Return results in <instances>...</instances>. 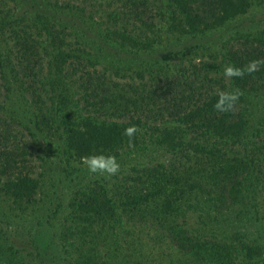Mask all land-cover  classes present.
<instances>
[{"label": "rangeland", "instance_id": "1", "mask_svg": "<svg viewBox=\"0 0 264 264\" xmlns=\"http://www.w3.org/2000/svg\"><path fill=\"white\" fill-rule=\"evenodd\" d=\"M132 1L135 2L131 4ZM233 1L239 5L240 13L228 17L223 24H216L206 38L200 39L196 48L199 57L205 58L207 49L209 52L218 49L221 41H226L227 47H240L244 33L264 34V0ZM166 2H9L27 11V19L43 13L46 19L54 20L57 29H62L65 41L77 36L84 41L83 52L99 60L100 63L67 65L61 73L64 83L71 86L72 100H79L78 113L92 112L95 105L97 113L92 116L99 117L102 108L104 111L125 93L130 94V88L119 90L112 86L114 82L133 84L135 93L152 92L154 105L128 107L129 115L144 118L146 123L135 127L138 143L120 144L117 148L118 155L113 156L120 164L118 171L92 173L81 158L67 153L60 129L50 133L38 124V107L42 104L34 89L28 88L27 76L35 74L36 78L46 80L54 77L57 69L45 65V58H37L42 64L31 63L34 67L30 71L25 69L26 75L17 80L16 74L5 72L6 80L12 82L11 93L5 89L7 84L0 72V102H3L0 117L11 116L14 121L10 138L14 142L9 145L16 157L12 168H6L0 160V264H264V75L259 76L261 79L256 80L257 84L252 85L246 96L248 127L241 136L219 139L210 133L200 137L196 132L184 130L174 134L178 139H162L160 143L153 127L171 122L168 117L163 118L169 103L155 100L153 93L158 86L150 79L156 74L159 84H173L172 79H178L180 62L190 67L198 60L193 53L180 58V47L186 43L177 40L179 22L172 13L176 10ZM196 6L205 24L216 23L221 15L219 0H197ZM226 8L229 9L227 5ZM149 16H153L154 22L151 32L158 33L162 40L154 54L169 55L176 49L180 54H173L169 69L159 70L155 66L152 73L136 70L142 74L141 81L134 77L135 69H128L129 64L114 56L120 49L116 43L106 41L105 49H101L89 39L91 35L109 36L110 31L124 22L133 33H138L144 28L141 22L146 17L148 21ZM198 28L202 29L203 25L198 23ZM7 46L4 41L0 42V55L8 56ZM115 67L119 70L115 71ZM22 81L25 84L17 90L16 85ZM90 83L94 86L88 87ZM40 93L47 102L48 96ZM125 112L116 109L111 115L101 117L127 119L129 115ZM123 113L124 118L119 116ZM220 151L231 158L222 173L217 169ZM161 166L168 172L181 171L185 180L173 175L159 177L156 183L162 187L157 186L152 193V185L149 190L145 188L144 170ZM23 175L34 180L32 190H22L12 184L14 176ZM163 189L171 191L169 197L158 194ZM132 194L137 197L136 202H130ZM97 199L101 204H112L114 215L103 210L98 214V208L87 209V201ZM216 243L219 245L216 253L224 255L225 260L210 255L209 248ZM220 246L226 249H218Z\"/></svg>", "mask_w": 264, "mask_h": 264}, {"label": "trees", "instance_id": "2", "mask_svg": "<svg viewBox=\"0 0 264 264\" xmlns=\"http://www.w3.org/2000/svg\"><path fill=\"white\" fill-rule=\"evenodd\" d=\"M12 1L14 2V0H0V42L4 41L8 45L7 49L9 51L8 56L0 55L1 77L5 79L7 84L5 89L10 91L11 86L9 84L12 83L10 80H6L5 72H8L9 75L16 74V77H14L17 80L21 75H26L25 69L30 71L34 67L33 63L42 64V62L39 63V60L45 58L43 60L45 65L52 66L58 71L55 70L54 77H49L46 80L36 78L35 74H32L30 78L27 76V86L34 89V93L38 96V102L42 104L38 107V124L45 126L50 133H54V129H60L59 131L63 134V140L66 141L64 148L71 157L79 159L83 155L91 154L95 151L118 155L117 148L121 145H135L138 143L136 134L127 135L126 129L132 126L142 127L141 125L146 123V120L144 118L140 120V117L129 115L130 109L128 110V107L135 109L140 104L147 105V107L148 105H154V103H151L152 92L135 93L133 84L114 82L112 86L119 90L130 88V94L127 95L125 93L119 97L120 101H114L104 111L102 108L99 117L92 116V113H97L95 105L92 112L78 113L79 100H72L71 86L64 83V76H61V73L67 65L68 67H74L89 61L90 63L92 61L100 63L99 60L83 52L84 41L81 42L77 36L73 35L72 37H75V39L65 41L62 37V31H60L62 29H57L59 27L54 23V20L46 19L43 13H41L42 15L36 13L37 15L34 18L27 19L25 16L27 11L20 9L15 3L11 5L9 2ZM140 1L146 2V0ZM134 2L132 1L131 4ZM166 4H170L176 10V12L173 11L172 13L175 15L174 19L179 22L177 30H179L180 35H177V40H182L186 43L180 47L182 50L180 58L186 57L185 55L188 53L190 54L187 56H191L193 53L196 57L195 60L197 58L198 60L196 63L190 64V67L180 62L178 64L180 68L178 79H172L173 84L167 83L163 86L156 81V74L151 77L150 80L156 83L155 86H158L157 92L153 93V97H156L155 100H163L164 103H169L168 113L166 112L163 118L166 120L168 117L171 120L167 126L165 125L166 121L160 127L155 124L153 127L154 133L157 134V137H160V143L162 139L174 138V134H181L184 130L185 132H196L200 137L210 133H213L219 139H233L241 136L248 127V119L245 116V106L248 105L246 96L253 89L252 85L257 84L256 80H260L261 76L264 75V34L259 33L258 36H251L248 33H244L246 34L243 35L245 39L240 42V47H232L231 45L227 47L225 45L226 41H221L218 49L211 52L207 49L206 52L208 53H206L205 58H202L197 55L196 49L200 39L206 38L210 31L215 29L216 24H223L228 17L240 13L239 5H236L237 3L233 0H219L221 15H218L217 22L205 24L204 20L199 18L200 13L196 11L198 9L196 6L197 0H168ZM226 5L229 9H224ZM152 17L149 16L148 21L147 17L144 22L140 21L143 23L144 28L140 29L138 33H133L132 29H128L126 22H124L119 28L116 27L113 31H110L111 34L109 36L102 34L91 35L89 41L91 44L95 42L101 49H105L104 42L106 41L116 43L115 46L120 49L116 54L115 52L113 53L114 56L129 64L127 66L128 69H135L134 72L136 74L134 77H138L142 81V74L137 73L136 70L152 73L155 66L159 70L169 69L173 57L180 54L178 49L174 53L169 51L168 53H171L169 55L161 53L158 57L154 54L155 51L160 49L159 44L162 43V40L158 33L151 32L154 29ZM89 19L92 21V16H89ZM198 23L203 25L202 29L198 28ZM69 35L71 34L69 33ZM204 44L209 45L207 42ZM1 52L0 50V54ZM173 54L175 55L173 56ZM158 58L162 60L159 63ZM152 61H155L157 65H154ZM253 62H255L254 69L252 68ZM228 65L238 69L242 74L226 75L225 67ZM117 70L119 68L115 67V71ZM22 84H25V81L18 82L16 85L17 90H20L19 88L22 87ZM92 86L94 85L90 83L88 87ZM40 92H44L48 96L47 102H49V105L42 98ZM232 92H238V98L227 110H218L215 107L217 102L224 101V94ZM20 94L22 93L20 92ZM168 94H171V97H168ZM88 102L86 100V103ZM2 106L3 102H0L1 110ZM108 109H110V112ZM116 109H120L121 112L122 109L127 111L125 113L129 117L121 120H107L101 117L102 115H111ZM76 112L78 114H75ZM119 116L124 118L125 115L123 113ZM11 119V116L1 115L0 117V160L6 168L14 167L16 162V157L9 145L12 141L10 138L13 136L11 126L14 121H11ZM4 137L6 138L5 141L2 140ZM176 138L178 139V137ZM197 145H200V143ZM203 151L208 152L207 150ZM218 155V159L221 162L217 165V169L219 173H222L231 158L225 157L221 151ZM144 173L147 177L144 180L147 183L145 188L149 190L150 185H152V193L155 192L157 186L159 188L162 187L160 183H156V179L159 177L173 175L185 180L181 171L168 172L162 166L147 168ZM187 177L188 179L190 178V176ZM13 180L16 181L13 182ZM186 182L189 181L186 180ZM193 183L196 184L198 181H193ZM12 184L17 185L22 190H32L34 188V180L26 175L21 177L14 176ZM157 192L164 197H169L171 194V191L168 192L166 189L158 190ZM131 196L132 200L130 202H136L137 197L133 194ZM86 205H88L87 209L94 210L98 208V214H101L103 210V212L114 215L112 204L104 205L97 199L88 200ZM216 245H212L209 248L210 255L217 256L214 258L223 257L225 260L226 257L224 255L216 253L215 249L219 246L217 243ZM218 249L226 248L220 246Z\"/></svg>", "mask_w": 264, "mask_h": 264}, {"label": "clouds", "instance_id": "3", "mask_svg": "<svg viewBox=\"0 0 264 264\" xmlns=\"http://www.w3.org/2000/svg\"><path fill=\"white\" fill-rule=\"evenodd\" d=\"M252 68H255V62H253ZM225 74L228 76L241 75L242 73L235 69L233 66L228 65L225 67ZM238 92L226 93L224 94L225 100L217 102L215 107L218 110L224 111L231 107V104L238 98ZM135 126L126 129L127 135H132L135 132ZM81 161L88 171L92 173L99 174H114L120 168L119 162L116 160L115 156L105 153H91L83 155Z\"/></svg>", "mask_w": 264, "mask_h": 264}]
</instances>
